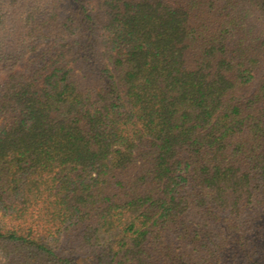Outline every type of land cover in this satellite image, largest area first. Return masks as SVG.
Listing matches in <instances>:
<instances>
[{
	"label": "trees",
	"instance_id": "trees-1",
	"mask_svg": "<svg viewBox=\"0 0 264 264\" xmlns=\"http://www.w3.org/2000/svg\"><path fill=\"white\" fill-rule=\"evenodd\" d=\"M0 264H264V0H0Z\"/></svg>",
	"mask_w": 264,
	"mask_h": 264
},
{
	"label": "rangeland",
	"instance_id": "rangeland-1",
	"mask_svg": "<svg viewBox=\"0 0 264 264\" xmlns=\"http://www.w3.org/2000/svg\"><path fill=\"white\" fill-rule=\"evenodd\" d=\"M9 223H10L9 219L0 214V224L1 225H6V224H9Z\"/></svg>",
	"mask_w": 264,
	"mask_h": 264
}]
</instances>
